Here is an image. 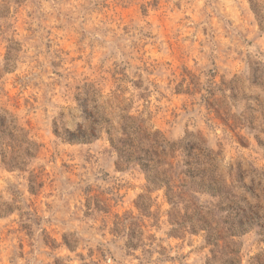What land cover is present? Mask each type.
Wrapping results in <instances>:
<instances>
[{
	"label": "rangeland",
	"instance_id": "1",
	"mask_svg": "<svg viewBox=\"0 0 264 264\" xmlns=\"http://www.w3.org/2000/svg\"><path fill=\"white\" fill-rule=\"evenodd\" d=\"M252 9L264 18V0H0V114L37 145L23 171L0 162V264H227L231 251L264 264V22ZM131 99L151 132L186 139L177 160L204 163L220 196L175 208L136 168L116 169L105 135L64 140L101 114L115 123ZM234 219L245 226L229 237Z\"/></svg>",
	"mask_w": 264,
	"mask_h": 264
},
{
	"label": "trees",
	"instance_id": "2",
	"mask_svg": "<svg viewBox=\"0 0 264 264\" xmlns=\"http://www.w3.org/2000/svg\"><path fill=\"white\" fill-rule=\"evenodd\" d=\"M252 11L259 21V26L262 27L264 18L262 19L255 9ZM84 95L86 96V93ZM136 97L146 101L148 95L139 93ZM134 102L131 99L130 104L121 109L124 115H120V119L115 123L105 119L104 114H101L98 121L87 119L83 125H77L75 131L66 130L64 140L70 144H90L101 135H105L111 151L116 156V169L124 171L127 168H136L145 176L148 192L165 190L167 201L175 208L183 205L186 197L196 199L192 193L207 194L210 197L220 196L218 182L213 175H209L204 163L192 164L185 159L177 160L176 153L186 139L172 143L161 132L156 130L151 132L152 128L147 127L150 117L147 113L148 107L145 106L142 111H136V114L132 115L130 112ZM1 111L0 162L9 171H23L27 164L26 160L35 157L37 145L29 140L27 132L19 128L11 116L6 118L9 115L6 111ZM223 122L228 126V117L223 119ZM235 127L237 125L232 128ZM187 157L188 155H184V158ZM230 203L227 205V211L234 212L235 205L231 206ZM188 208L189 206H185V210ZM244 226L242 220L234 219L230 225L232 231H229L231 232L229 237L242 234ZM229 254L231 257L226 261L227 264H238L239 261L236 260L238 252L231 251Z\"/></svg>",
	"mask_w": 264,
	"mask_h": 264
}]
</instances>
